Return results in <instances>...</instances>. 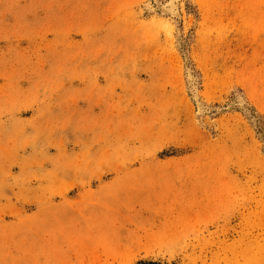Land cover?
Returning <instances> with one entry per match:
<instances>
[{"label": "rangeland", "instance_id": "374dc122", "mask_svg": "<svg viewBox=\"0 0 264 264\" xmlns=\"http://www.w3.org/2000/svg\"><path fill=\"white\" fill-rule=\"evenodd\" d=\"M0 264H264V0H0Z\"/></svg>", "mask_w": 264, "mask_h": 264}]
</instances>
